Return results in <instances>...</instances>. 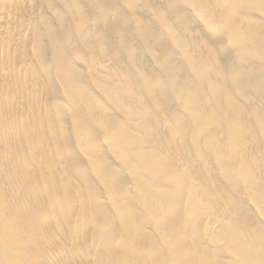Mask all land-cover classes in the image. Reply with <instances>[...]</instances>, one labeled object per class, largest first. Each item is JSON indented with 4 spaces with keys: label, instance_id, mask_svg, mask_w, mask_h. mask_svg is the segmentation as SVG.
Here are the masks:
<instances>
[{
    "label": "bare ground",
    "instance_id": "obj_1",
    "mask_svg": "<svg viewBox=\"0 0 264 264\" xmlns=\"http://www.w3.org/2000/svg\"><path fill=\"white\" fill-rule=\"evenodd\" d=\"M0 264H264V0H0Z\"/></svg>",
    "mask_w": 264,
    "mask_h": 264
}]
</instances>
